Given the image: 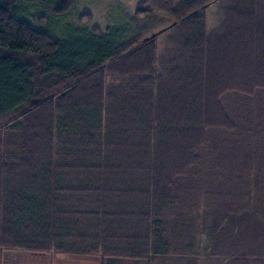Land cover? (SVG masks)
Returning <instances> with one entry per match:
<instances>
[{
	"label": "trees",
	"instance_id": "16d2710c",
	"mask_svg": "<svg viewBox=\"0 0 264 264\" xmlns=\"http://www.w3.org/2000/svg\"><path fill=\"white\" fill-rule=\"evenodd\" d=\"M217 1L139 0L135 20L172 21L142 38L91 12L60 25L76 0H0V264L5 251L196 262L174 228L206 161L247 140L244 105L264 102V0H229L211 31ZM250 213L213 224L211 256L264 263L262 244L236 246L264 227V207Z\"/></svg>",
	"mask_w": 264,
	"mask_h": 264
},
{
	"label": "rangeland",
	"instance_id": "374dc122",
	"mask_svg": "<svg viewBox=\"0 0 264 264\" xmlns=\"http://www.w3.org/2000/svg\"><path fill=\"white\" fill-rule=\"evenodd\" d=\"M138 1L76 0L71 14L57 22L64 26L69 24L78 26L80 25L77 19L78 14L91 12L93 16L89 22L91 26L102 28L128 26L134 29V32H140L142 38L151 37L171 24V20L157 15L135 20L133 18L134 10ZM228 4L229 0H219L208 8V27L211 31L219 26ZM167 35L160 34L155 39L159 53H162L167 46ZM240 114H243L246 120L241 121L244 124L241 131L247 140L242 142L239 139L237 142L234 140L230 144L225 143L224 153L228 152L230 155L218 158L212 156V161H206L202 178H199L200 185L193 190L188 198V205H185L183 209L184 216L180 224L175 226L177 228H174L180 232L179 247L183 243L186 245L189 242L191 246L184 250L185 255L180 254V258L185 256V259L191 260V263L195 260L194 264H223L220 252L216 253L217 257H215L216 255L213 257L207 251V248L215 243L216 233H212V226L219 218L233 214L242 218L250 211L253 214L260 207H264V102L259 97H253L244 105ZM225 134L224 131L215 132L214 138L224 140ZM230 139L232 140L229 138L228 141ZM233 143L237 144L233 152H230L229 148ZM249 226L250 228L253 226L259 228L257 222L251 223ZM252 236H254L252 243L246 238H242L237 239L236 246L250 245L255 248L259 244L264 246V227L257 230ZM171 237L175 238L176 235ZM235 240L233 235L227 237V243L231 245L235 244ZM195 253H197L196 258H193ZM96 256L99 258V255ZM97 258L94 257L90 261L95 263Z\"/></svg>",
	"mask_w": 264,
	"mask_h": 264
},
{
	"label": "crops",
	"instance_id": "0c3cea01",
	"mask_svg": "<svg viewBox=\"0 0 264 264\" xmlns=\"http://www.w3.org/2000/svg\"><path fill=\"white\" fill-rule=\"evenodd\" d=\"M94 257L97 258L96 255L5 251L2 264H146L144 259H132L120 255L105 256L103 259L99 255L97 261L92 263L90 260Z\"/></svg>",
	"mask_w": 264,
	"mask_h": 264
}]
</instances>
